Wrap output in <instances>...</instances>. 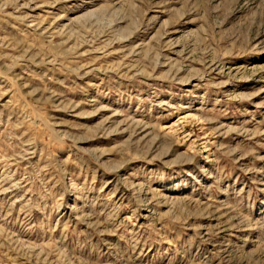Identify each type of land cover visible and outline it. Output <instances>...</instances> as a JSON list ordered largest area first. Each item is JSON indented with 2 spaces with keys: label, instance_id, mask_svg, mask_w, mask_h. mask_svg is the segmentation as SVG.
I'll return each mask as SVG.
<instances>
[{
  "label": "rangeland",
  "instance_id": "rangeland-1",
  "mask_svg": "<svg viewBox=\"0 0 264 264\" xmlns=\"http://www.w3.org/2000/svg\"><path fill=\"white\" fill-rule=\"evenodd\" d=\"M0 264H264V0H0Z\"/></svg>",
  "mask_w": 264,
  "mask_h": 264
}]
</instances>
